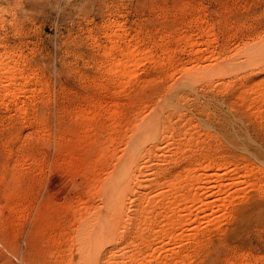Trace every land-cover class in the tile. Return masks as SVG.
I'll return each mask as SVG.
<instances>
[{
	"label": "rangeland",
	"instance_id": "374dc122",
	"mask_svg": "<svg viewBox=\"0 0 264 264\" xmlns=\"http://www.w3.org/2000/svg\"><path fill=\"white\" fill-rule=\"evenodd\" d=\"M24 1L0 0L9 14L0 22V57L30 74L17 79L28 93L0 101V264H72L69 238L77 216L86 203L99 201L91 191L106 167L98 151H120L121 132L137 110L135 99L155 105L180 77L178 68L156 60L186 62L197 48L204 49L202 55L234 52L264 33V0H99L92 6L63 0L42 8ZM109 20L122 25L120 46L134 43L153 57L140 63L124 90L107 84L103 25ZM163 34L168 35L161 40ZM255 66L194 79L179 89L183 115L173 117L176 128L187 120L211 133L191 130L201 145H194L195 153L227 155L241 168L264 166V58ZM15 102H25L26 111L19 112ZM91 102L102 106L98 118L89 115ZM112 106L121 111L115 123L108 118ZM168 151L179 155L175 147ZM246 180L229 210L197 225L199 244L193 234L174 247L181 250L179 264H264V190Z\"/></svg>",
	"mask_w": 264,
	"mask_h": 264
},
{
	"label": "bare ground",
	"instance_id": "6f19581e",
	"mask_svg": "<svg viewBox=\"0 0 264 264\" xmlns=\"http://www.w3.org/2000/svg\"><path fill=\"white\" fill-rule=\"evenodd\" d=\"M61 1L63 0H25L24 3L42 8L51 2L56 4ZM71 1L76 2L74 4L92 6L99 0H66V3ZM74 7L76 8L75 5ZM103 27L108 41L103 48L106 57L104 64L108 74L107 84L124 90L127 87L125 85L136 77L140 63L143 60H152L153 57L146 49L138 50L134 43L120 46L117 40L125 37V34L121 32L122 25L117 21L109 20ZM167 35L163 34L161 40ZM181 38L189 46L196 44L188 36ZM115 51H118L119 57L113 54ZM192 51L194 57L179 64L178 61L174 63L172 58L165 61L156 60L158 63L170 65L173 71H177L175 69L178 68L180 77L177 82L169 87L170 90L161 100H157L159 102L155 105H153L155 102L149 105L148 101L136 98L134 103L137 102V110L134 118L126 122L121 132L120 151L109 147L98 151V156L103 158L106 167L100 176L95 177L96 184L91 191L97 193L96 197H99V201L83 205L77 216L75 231L69 238L71 243L69 256L74 262L70 261L72 264H179L180 261L183 263L182 255L179 256L181 250L179 253V249L176 251L174 247L193 234L195 235L191 236L193 240L199 239L200 243L201 238L195 234L197 225L212 221L218 213L229 210L228 207L233 203L234 196L240 192L239 186L243 181L247 179L246 182L251 186L259 187L261 192L264 190V166L249 168L245 164L241 168L237 163L232 166L233 162L229 156L222 157L224 154L221 153L222 158H217L209 149L210 153L207 150L203 152L202 149L200 154L195 153L198 148L194 145H197L199 140L194 142V133L191 130L201 127L205 134L210 135L209 129L204 125L202 127L198 123L193 124L183 119L176 128L178 121L173 119L174 116L183 115L179 108L182 99L179 89L189 85L194 79L213 77L219 73H227L233 68L240 69L255 65L258 68L264 58V33H257L250 40L239 44L231 53L226 48L222 53L217 54L212 51L202 55L204 49L200 48ZM16 65L0 57V101L2 102L6 99L13 100L19 93L27 91L23 89L24 85L21 82L17 83L18 77L28 76L25 75L26 70ZM20 103H16V108L22 113L26 111L27 104ZM91 103L93 106L89 115L92 116L91 118H98L101 116L99 108L102 106H99V102L94 103L95 105ZM118 107L109 109L108 118L112 123L120 119L121 111ZM170 113L171 116L174 113L172 118ZM172 119L175 122H172ZM73 135V138L79 139L77 133ZM85 145L83 148L86 149ZM171 146L176 148L180 157L177 153L176 155L172 153L174 149L170 151L171 153L168 151L171 150ZM185 149L194 152L182 156ZM212 149L216 148L212 147ZM78 154L82 155V153ZM166 161H172L174 164L171 169L159 167V163ZM257 174L259 176H255ZM156 208L161 211L156 212ZM16 209L19 210L18 207ZM165 238H167L166 242ZM167 252L171 253V260L168 259Z\"/></svg>",
	"mask_w": 264,
	"mask_h": 264
},
{
	"label": "clouds",
	"instance_id": "9594fccd",
	"mask_svg": "<svg viewBox=\"0 0 264 264\" xmlns=\"http://www.w3.org/2000/svg\"><path fill=\"white\" fill-rule=\"evenodd\" d=\"M0 13H3V15H0V22H5L7 15H9L6 12V6L5 5H0Z\"/></svg>",
	"mask_w": 264,
	"mask_h": 264
}]
</instances>
